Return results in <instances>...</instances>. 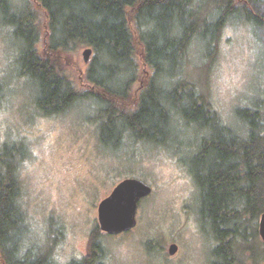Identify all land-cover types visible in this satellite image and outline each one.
Wrapping results in <instances>:
<instances>
[{
  "label": "rangeland",
  "instance_id": "rangeland-1",
  "mask_svg": "<svg viewBox=\"0 0 264 264\" xmlns=\"http://www.w3.org/2000/svg\"><path fill=\"white\" fill-rule=\"evenodd\" d=\"M25 8L38 29L37 49L46 58L50 30L44 10L35 0H0V149L9 143L25 154L18 172L25 224L22 247L48 252L55 264H67L87 255L94 237L103 264L218 261L214 249L221 241L211 220L204 217L202 190L190 161L208 130L173 119L170 141L153 144L130 132L121 135L116 121L103 142L100 123L106 117L98 114L105 103L82 98L65 110L44 114L36 106L38 86L20 75L16 62L20 43L10 19ZM258 13L261 26L234 18L219 30L209 55L195 41L184 63L186 78L204 93L222 123L232 128L238 127V107H254L264 100V2ZM85 47L61 57L58 64L79 92L91 89L85 82L89 64L83 60ZM149 74L141 66L133 100ZM128 177L145 181L152 191L139 201L132 230L106 234L98 229L97 205ZM170 243L178 246L172 256L167 252ZM224 243L233 257L230 264H262L264 243L259 235L243 238L229 232Z\"/></svg>",
  "mask_w": 264,
  "mask_h": 264
},
{
  "label": "trees",
  "instance_id": "trees-1",
  "mask_svg": "<svg viewBox=\"0 0 264 264\" xmlns=\"http://www.w3.org/2000/svg\"><path fill=\"white\" fill-rule=\"evenodd\" d=\"M35 2L44 10L50 30L46 58L37 49L39 33L28 8L10 21L20 43L19 73L39 89L37 108L50 114L82 98L105 103L98 114L106 117L100 123L103 142L116 121L121 135L130 132L153 144H165L173 136V119L208 130L190 161L202 190L204 217L211 220L221 241L214 249L219 260L213 264L233 262L224 237L229 232L258 237L256 226L264 211V100L254 107H238V127L226 126L204 93L186 78L184 63L195 41L209 55L219 30L234 18L261 26L258 11L264 0ZM82 46L92 49L85 74L91 89L79 92L58 64ZM143 65L150 74L133 100V83ZM24 155L21 147L9 143L0 149V264H55L48 252L22 247L25 224L18 172ZM100 253L92 237L88 254L67 264H103Z\"/></svg>",
  "mask_w": 264,
  "mask_h": 264
},
{
  "label": "water",
  "instance_id": "water-1",
  "mask_svg": "<svg viewBox=\"0 0 264 264\" xmlns=\"http://www.w3.org/2000/svg\"><path fill=\"white\" fill-rule=\"evenodd\" d=\"M91 47H85L82 55L85 63L91 57ZM152 191V186L139 178H123L118 181L110 193L97 205V221L100 231L117 235L132 230L137 222L138 203ZM258 235L264 243V211L258 218ZM178 249L176 243H170L167 249L169 255H174ZM264 264V258L262 260Z\"/></svg>",
  "mask_w": 264,
  "mask_h": 264
}]
</instances>
